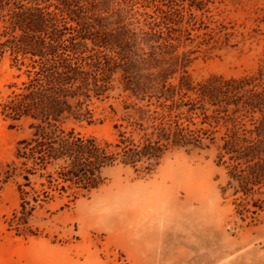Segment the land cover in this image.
Here are the masks:
<instances>
[{
    "label": "trees",
    "instance_id": "1",
    "mask_svg": "<svg viewBox=\"0 0 264 264\" xmlns=\"http://www.w3.org/2000/svg\"><path fill=\"white\" fill-rule=\"evenodd\" d=\"M149 3L155 11L145 14L147 29H136L112 28L117 21L108 12V0H0V54L9 52L20 60L19 70L25 66V79L19 86L9 85L12 90L2 99L0 113L14 123L30 119L35 130L18 142L14 158L0 165V189L10 181L16 185L21 219L35 209L26 210L31 201L42 206L54 201L56 191L98 188L103 169L119 158L132 167L145 160L150 170L170 148L208 149L203 140L218 130L196 127L197 118L201 125L215 128L221 122L225 128L221 149L234 162L226 188L233 189V195L262 196L252 202L262 208L264 70L257 76L211 75L198 82L183 70L176 83L170 82L188 61L185 55H174L173 41L179 40L175 33L181 34L176 26L190 8L202 10L206 0ZM192 21L197 23L190 13L187 23ZM117 80L128 99H134L124 101V108L135 109L137 118L130 125L144 131L138 142L126 131L119 132V143L113 145L62 128L70 118L92 122L91 106L108 100L119 87ZM256 111L261 115L250 128L238 121Z\"/></svg>",
    "mask_w": 264,
    "mask_h": 264
},
{
    "label": "rangeland",
    "instance_id": "2",
    "mask_svg": "<svg viewBox=\"0 0 264 264\" xmlns=\"http://www.w3.org/2000/svg\"><path fill=\"white\" fill-rule=\"evenodd\" d=\"M149 1L108 0V12L117 21L112 28L147 29L145 14L155 11ZM190 13L195 25L187 23ZM3 26L0 18V31ZM176 27L181 34L175 33L174 55L188 61L170 76L172 83L183 70L195 82L211 75L257 76L264 70V0H206L202 10L190 8ZM20 64L9 52L0 54V103L11 92L10 84L19 86L25 79ZM116 84L108 100L91 106L92 122L70 118L62 128L113 145L119 143V132L126 131L138 142L144 131L130 125L137 118L135 109L124 108V101L134 99H128L118 80ZM260 115L256 111L238 121L250 128ZM200 121L195 119L196 127L218 130L210 134L214 141L203 140L208 149L170 148L150 170L145 160L132 167L119 158L103 169L98 188L56 191L54 201L42 206L31 201L26 210L35 209L24 220L16 185H3L0 264H264V204L252 205L263 197L233 195L226 188L234 162L221 149L225 128L221 122L210 128ZM30 122L14 123L0 113V165L14 158L20 140L33 135ZM115 124L121 127L115 129Z\"/></svg>",
    "mask_w": 264,
    "mask_h": 264
},
{
    "label": "bare ground",
    "instance_id": "3",
    "mask_svg": "<svg viewBox=\"0 0 264 264\" xmlns=\"http://www.w3.org/2000/svg\"><path fill=\"white\" fill-rule=\"evenodd\" d=\"M157 258V257H156Z\"/></svg>",
    "mask_w": 264,
    "mask_h": 264
}]
</instances>
